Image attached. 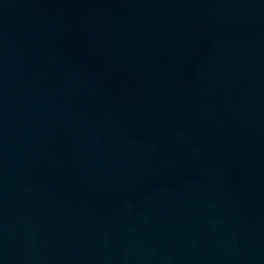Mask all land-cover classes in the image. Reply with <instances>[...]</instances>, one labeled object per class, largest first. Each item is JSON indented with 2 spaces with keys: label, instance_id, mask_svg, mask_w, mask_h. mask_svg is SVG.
I'll use <instances>...</instances> for the list:
<instances>
[{
  "label": "water",
  "instance_id": "95a60500",
  "mask_svg": "<svg viewBox=\"0 0 264 264\" xmlns=\"http://www.w3.org/2000/svg\"><path fill=\"white\" fill-rule=\"evenodd\" d=\"M0 264H264V0H0Z\"/></svg>",
  "mask_w": 264,
  "mask_h": 264
}]
</instances>
